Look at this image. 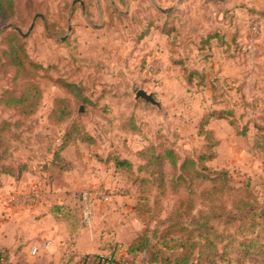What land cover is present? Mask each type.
I'll list each match as a JSON object with an SVG mask.
<instances>
[{
  "label": "rangeland",
  "instance_id": "rangeland-1",
  "mask_svg": "<svg viewBox=\"0 0 264 264\" xmlns=\"http://www.w3.org/2000/svg\"><path fill=\"white\" fill-rule=\"evenodd\" d=\"M251 7L250 0L19 1L14 20L0 23V58L5 35L17 27L26 35L31 57L46 71L35 79L42 88L36 115L23 118L0 105V150L8 149L13 162L29 169L19 181L3 178L0 218L7 219L9 209H21L16 216L25 221L48 209L50 222L63 223L55 236L63 253L93 244L102 255L117 248L121 261L148 264L145 253L130 254L128 248L147 221L153 228L186 199L188 188L173 185L169 163L144 160L139 153L150 146L158 153L173 148L182 159L210 153L199 125L212 111L226 116L209 125L219 143L207 166L228 171L230 186H249L264 203V8ZM172 26L176 31L169 37L161 32ZM218 31L226 36L201 49L208 33ZM234 31L239 33L237 47ZM191 71L197 73L192 82ZM13 78V70L0 64V95L4 89L20 90ZM67 78L87 87L91 103L74 99L73 116L58 124L51 116L55 100L74 98L60 85ZM140 90L157 104L139 101ZM132 115L136 133L121 129ZM77 120L97 141L101 160L83 144L63 146L66 130ZM4 122L10 129H3ZM115 157L132 168L117 169ZM244 192L230 193L227 199L244 197ZM84 193L90 194L86 201L81 199ZM27 208L34 212H25ZM3 224L10 225L7 236L16 232L9 222ZM50 226L45 220L25 225L41 233ZM5 248L0 252L6 254ZM24 256L21 252L9 260L28 264ZM247 262L264 264V250Z\"/></svg>",
  "mask_w": 264,
  "mask_h": 264
},
{
  "label": "trees",
  "instance_id": "trees-1",
  "mask_svg": "<svg viewBox=\"0 0 264 264\" xmlns=\"http://www.w3.org/2000/svg\"><path fill=\"white\" fill-rule=\"evenodd\" d=\"M19 1L22 0H0V23L6 24L14 20ZM151 28L152 24L142 37H145ZM174 31H176L174 26L169 27L167 31L161 29L168 37ZM238 34L237 31L232 34L235 47L238 46L236 40ZM224 36L226 32L221 36L219 31L208 33L200 48L211 47L213 40H222ZM3 43L5 49L2 51L0 64L13 70V82L20 90H2L0 105L16 111L23 118H30L41 108L42 88L35 79L46 69L31 57L27 41L17 32L8 31ZM196 74V71L190 72V82ZM60 80V85L74 98L56 99L51 116L57 119L58 124H66L73 116L72 101L76 99L84 104L91 103V99L87 96L89 90L86 86L68 78ZM140 99L145 101L142 98L138 100L141 101ZM225 116L224 111H212L204 115L200 121L199 133L203 135L205 148L210 153L182 159L173 148L158 153L155 146H150L139 153L144 160L169 163L173 185L176 188L185 185L188 188V196L178 201L168 216L158 220L153 228H150L151 221H147L146 228L130 245L128 253H145L148 264H248L247 258L250 255L264 250V203H260L253 196L249 186L245 190L230 186L227 179L228 171L212 170L206 164L216 157L215 149L219 143L209 125L213 120H222ZM125 122L121 124L123 131L132 133L139 131L133 115L129 117L128 123ZM10 127L11 124L4 122V130ZM70 143L85 145L95 153L94 157L101 160L95 152L98 149L97 141L79 120L72 122L66 130L63 146ZM3 144L0 137V149ZM7 150L3 152L0 150V187L3 186L4 177L19 181L29 170L25 163L13 162ZM114 162L117 169L132 168V164L127 160L115 157ZM243 191L244 197L230 201L227 199L228 194H239ZM59 209L60 207L57 211H60ZM5 256V253L0 252V264H5L7 260Z\"/></svg>",
  "mask_w": 264,
  "mask_h": 264
},
{
  "label": "crops",
  "instance_id": "crops-1",
  "mask_svg": "<svg viewBox=\"0 0 264 264\" xmlns=\"http://www.w3.org/2000/svg\"><path fill=\"white\" fill-rule=\"evenodd\" d=\"M232 1V0H231ZM251 8H254L255 10H259V8H264V0H250ZM71 29V27H70ZM4 207V205H2ZM56 207L55 209H57ZM23 210V209H22ZM39 210V209H38ZM21 211V209H9L7 210V219H4L3 217L0 218V223H7L12 224L11 226L16 227V232L11 233V235H8V227L10 225L3 224V227L0 228V248L6 247L5 251H8L6 253V256L8 255V259L12 255H18L21 252H24V261L28 264H75L76 261H78L81 257H91V255L97 254L102 255L105 254L102 252L101 248H99L96 245L93 244H87L86 248H79V246H76V249L72 253L71 251L63 253L60 244L56 243V230L61 229L63 223L54 220L51 221L50 212L48 209H45L43 212L45 213L40 218H30L24 219L17 217L16 215ZM24 211L28 212H34L32 208L24 209ZM37 211V210H35ZM33 214V213H32ZM46 221V224L49 223L50 229L49 231L42 232L38 228H34V231L30 232L29 228L25 227V225H38L42 222ZM30 223V224H29ZM8 226V227H7ZM2 232V233H1ZM43 240V241H40ZM36 250V252H34ZM117 254V257L119 258L122 256V251L118 250L117 248H114L111 253ZM109 253V254H111ZM85 258V259H86ZM8 264H13L12 260L8 261Z\"/></svg>",
  "mask_w": 264,
  "mask_h": 264
},
{
  "label": "built area",
  "instance_id": "built-area-1",
  "mask_svg": "<svg viewBox=\"0 0 264 264\" xmlns=\"http://www.w3.org/2000/svg\"><path fill=\"white\" fill-rule=\"evenodd\" d=\"M255 31H257V28H254ZM98 197L104 200H108L109 198L103 195L102 193L98 192ZM93 196V195H92ZM97 197V194H95L93 197ZM90 197V194L84 193L81 195V199L83 201H86ZM36 252V250H34ZM78 264H127L123 261H121L118 257L117 254L114 252L108 255H100L98 257H89L86 258L84 261L79 262Z\"/></svg>",
  "mask_w": 264,
  "mask_h": 264
},
{
  "label": "water",
  "instance_id": "water-1",
  "mask_svg": "<svg viewBox=\"0 0 264 264\" xmlns=\"http://www.w3.org/2000/svg\"><path fill=\"white\" fill-rule=\"evenodd\" d=\"M33 27V25H32ZM31 27V29H32ZM7 28H10V27H7ZM14 29L19 33L20 36L22 37H26L25 34L22 33L21 29L17 28V27H14ZM69 30H70V27H69ZM136 98L139 99V98H142L144 99L145 101L147 102H150L151 104L153 105H156V101L154 100V98L151 96V95H148L145 91L143 90H140L137 95H136Z\"/></svg>",
  "mask_w": 264,
  "mask_h": 264
}]
</instances>
